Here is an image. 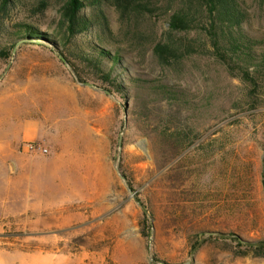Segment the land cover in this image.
<instances>
[{
  "label": "rangeland",
  "instance_id": "rangeland-1",
  "mask_svg": "<svg viewBox=\"0 0 264 264\" xmlns=\"http://www.w3.org/2000/svg\"><path fill=\"white\" fill-rule=\"evenodd\" d=\"M39 1L0 18V264H264V61L231 54L204 0H85L67 41L66 0ZM238 1L260 56L264 0ZM24 24L45 35L14 50ZM17 118L43 131L20 201Z\"/></svg>",
  "mask_w": 264,
  "mask_h": 264
},
{
  "label": "trees",
  "instance_id": "trees-1",
  "mask_svg": "<svg viewBox=\"0 0 264 264\" xmlns=\"http://www.w3.org/2000/svg\"><path fill=\"white\" fill-rule=\"evenodd\" d=\"M206 10L209 14V17L212 21V29L213 34H215L218 38L220 34L217 28H219L221 34L224 35L225 38L229 41L231 54L233 52L243 53L244 57L250 61H256L257 59H261L264 61V53L260 56L252 49L253 39L243 35V33H239L236 36L234 28L237 25H240L243 21V12L240 8L238 0H204ZM15 2V0H0V18L2 16V12L7 11L10 6ZM39 7L42 10L47 6V1L40 0ZM85 6V0H66L65 4L62 7V20L61 26L63 25L66 28V31L71 35H67V32L64 33V39L67 41V37L70 38L75 33L81 30H86L91 23L89 20L83 18L80 15L81 10ZM90 22V23H89ZM191 19L188 14L181 13L180 11L174 13L170 19V25L173 29H188L191 28ZM62 26V27H63ZM217 31V34H216ZM45 34L38 31L31 24H24L20 27H16L15 33L11 32L9 36L11 37L10 42L8 44L11 46H17L20 43L32 44V42L39 41ZM220 36V35H219ZM67 39V40H66ZM12 48V47H11ZM157 49L164 53L165 55L167 51L171 49L169 44L160 43ZM5 47H0V56L7 57L11 51ZM99 68V67H98ZM112 69H109L108 72L104 73V78L111 79ZM251 243V242H248ZM251 244H255L252 242Z\"/></svg>",
  "mask_w": 264,
  "mask_h": 264
},
{
  "label": "crops",
  "instance_id": "crops-1",
  "mask_svg": "<svg viewBox=\"0 0 264 264\" xmlns=\"http://www.w3.org/2000/svg\"><path fill=\"white\" fill-rule=\"evenodd\" d=\"M14 120L16 134L7 144V156L4 157L8 163L14 164L11 169H9V174L11 175L8 176L9 181L4 186L8 189L6 193L8 197H16L20 201L25 199V194L22 193L20 195V193L16 192L17 189L25 187V183L20 184V179L25 174H31L34 171V167L31 163L28 162L26 165L24 164V154H26V152H31V150L28 149V144L31 143L32 140H36L40 137L43 131L42 126L37 121L27 118H17ZM42 152L44 151L42 150Z\"/></svg>",
  "mask_w": 264,
  "mask_h": 264
},
{
  "label": "water",
  "instance_id": "water-1",
  "mask_svg": "<svg viewBox=\"0 0 264 264\" xmlns=\"http://www.w3.org/2000/svg\"><path fill=\"white\" fill-rule=\"evenodd\" d=\"M16 48H17V46L14 48V50H16ZM209 234H222V235H228L227 233H221V232H219V231H209L208 232ZM239 239H240V241L241 242H243V243H248V242H250L249 240H247V239H245V238H243V237H239Z\"/></svg>",
  "mask_w": 264,
  "mask_h": 264
},
{
  "label": "built area",
  "instance_id": "built-area-1",
  "mask_svg": "<svg viewBox=\"0 0 264 264\" xmlns=\"http://www.w3.org/2000/svg\"><path fill=\"white\" fill-rule=\"evenodd\" d=\"M28 149H29V150H34V149H36L34 143H29V144H28ZM43 151L46 152L47 149L44 148Z\"/></svg>",
  "mask_w": 264,
  "mask_h": 264
},
{
  "label": "bare ground",
  "instance_id": "bare-ground-1",
  "mask_svg": "<svg viewBox=\"0 0 264 264\" xmlns=\"http://www.w3.org/2000/svg\"><path fill=\"white\" fill-rule=\"evenodd\" d=\"M3 112H2V110L0 109V121H2L3 120ZM218 253H219V251L218 250H215V254L217 255V256H219L218 255Z\"/></svg>",
  "mask_w": 264,
  "mask_h": 264
}]
</instances>
